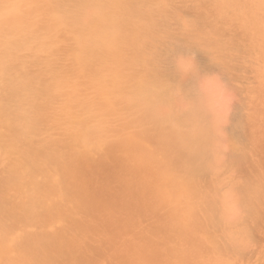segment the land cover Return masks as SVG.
Masks as SVG:
<instances>
[{"label": "rangeland", "instance_id": "374dc122", "mask_svg": "<svg viewBox=\"0 0 264 264\" xmlns=\"http://www.w3.org/2000/svg\"><path fill=\"white\" fill-rule=\"evenodd\" d=\"M87 2L94 4L90 9L95 13L115 15L122 30L117 60L100 76L114 77L120 70V82L133 79L137 89L101 90L94 78L98 67L109 63L105 57L86 68L76 65L87 55L83 50L73 54L75 34L60 14L69 18V11ZM112 2L0 0V19L2 10L17 13L14 25L0 29V234L11 233L0 238V251L10 247V258H0V264H264V0H131L125 13L146 16L143 21L130 15L138 29L131 31L123 22L125 13L116 15L120 11ZM56 7L54 16L48 9ZM85 15L95 16L87 10ZM85 29L91 39L93 29ZM126 30L129 37L149 40L131 44L121 36ZM8 42L13 44L5 49ZM129 43L141 48L135 58ZM164 46L168 50L162 55L158 50ZM171 46L182 50L179 66L190 56L194 67L187 61V68L190 64L196 74L188 85L195 86L193 93L207 111L177 91L169 93V72L177 68ZM143 56L148 60L136 62ZM160 74L166 79L158 89L180 100L168 114L171 122L181 110L197 111V117L205 112L219 141L221 157L212 174L203 172L193 196L181 193V179L171 182L176 174L167 171L162 159L185 152V145L166 148L155 140L154 145L142 121L149 99L132 107L138 103L133 90L145 94L148 82ZM192 90L187 92L191 99L196 97ZM13 123L17 137L8 129ZM22 167L25 173L19 171ZM47 179L46 192L55 179L73 197L61 200L65 191L37 197L53 209L40 214L53 226L45 228L53 232L50 236L41 224L34 227L29 216L16 212L17 204L31 202L19 185L33 180L42 185ZM211 180L216 185L212 194ZM253 186L260 191L251 199L245 187ZM214 205L224 222L210 215ZM55 218L60 220L52 225ZM236 231L244 232V238L233 236ZM9 239H14L12 246ZM24 239L40 250L34 255V248L19 244Z\"/></svg>", "mask_w": 264, "mask_h": 264}, {"label": "bare ground", "instance_id": "6f19581e", "mask_svg": "<svg viewBox=\"0 0 264 264\" xmlns=\"http://www.w3.org/2000/svg\"><path fill=\"white\" fill-rule=\"evenodd\" d=\"M41 1H51V0H41ZM130 2H131V0H113L111 7H114L116 9V11H120V12H116V15H123L125 13L126 7H129ZM121 5L123 6L122 8H121ZM93 7H94L93 3L87 2L82 6H77V8L74 9L73 11H69L70 13H73V14L69 15L70 16L69 18L64 13L60 14V16L66 17L65 18L66 22L72 27V30L74 31L73 33L75 34V42H76L77 47L73 51V54L76 56V54H79L83 50L82 53H85L87 55V56H85L84 60L82 58H81V60L76 59L77 63H78L76 65H80L81 67L86 68V64H88V63L90 64V62H97L99 59H102V57H105V59H107V60L109 59V63H105V65L99 66L97 69L98 75H96L97 77L94 78L96 83L99 85V88L101 90H104V89L110 90V92H113V90L116 89V87L121 88V89H122V87H131L132 89H134V88L137 89V87H136L137 83H135V81H133V79L123 78L122 81L120 82V79H119V75H120L119 71L120 70L119 71L115 70V72L113 71L115 73L114 77L113 76L104 77V75L100 76V71L102 69L113 65V63H115L117 60L118 51L123 44L122 40L120 38H118V36H120V31H122V30L119 29L114 23L115 19L117 18V17H115V15H111L110 17H107L102 11H96V13H95L90 9ZM38 9L43 10V8H41V7ZM86 10H87V14H95V16H90L88 18V16L85 15ZM10 11H11V9L7 10V11L2 10V14H1L2 19H0V29L2 30V32L4 31L3 25L5 23L14 25V23L16 21L17 13H15V11L14 12L11 11V13H10ZM48 11H51L54 14V16L58 15L57 7L52 8V9H48ZM7 12H9L10 14H7ZM76 14H78L79 17L77 16L75 20H72L71 16H75ZM134 14L140 15V17H142L143 21L146 20V16L144 15V13L140 12V14H139L138 11H134L133 14L132 13L131 14L125 13V17L122 16L123 22H125V26L130 31L135 27L134 25H132L130 23V20H131L130 15H134ZM106 21H108L110 27L107 26ZM60 23H61V21H60ZM86 26L91 27L93 29L91 31V33H93V34L89 36L91 39L86 38L87 35H85V34L88 32L85 29ZM98 27L100 30H98ZM136 30H138V29L136 28ZM12 31L13 32L11 33V35H14L15 34L14 30H12ZM9 32H10V30H9ZM127 33L128 32L126 30L124 35L122 34L121 36H123L125 38H126V36H128L127 39L130 40L131 44H142V42H145V40H149V39H138L135 36L129 37V35ZM66 34H68V33H66ZM8 44H13V43L12 42L5 43L4 48L5 47L7 48ZM83 44H85L84 47H83ZM131 44L129 46H130V50L132 52V56L134 57V55H139L140 54L139 52H141V48L140 47L135 48ZM153 44H155V43L153 42ZM149 49H151V48H149ZM154 49H156V46ZM171 49H172V51H174L175 48L173 46H171ZM177 49L178 48L175 49V53H174L175 55H173L175 57L176 63L179 62L176 59H178V57H181L178 55H180V52H182V50L180 51ZM166 50H168V46H166V47L164 46L162 50H158V51L160 52V54L163 55ZM178 51H180L179 54H178ZM87 53H90V54H87ZM181 54H183V53H181ZM186 54H188V53L186 52ZM183 56H185V55H183ZM189 57L187 58V61L190 60ZM143 59L146 60L147 58H145V56H143V58L139 57L136 62H138V61L142 62ZM172 59H174V58H172ZM184 59H185L183 61L184 65L179 66V63H177V68L175 65V68L172 69L173 72H171V73L169 72L170 82H171L170 87H173V88L171 90H168V91H169V93H172V91H177V92H179V94H181V96L183 98H185L187 96L186 101L188 103H191L194 106L197 105L200 107L199 109L204 110L208 106L205 107L204 106L205 103L202 102L201 100H199L200 97L197 96L198 94L193 93L192 88L195 86H193V87L191 86L192 87L191 88L190 85H188V83H189L188 80L190 78H193V76L196 74V72H194V71H196V70H194L195 68H193V69L191 68V65H192V67H194V66L190 61L189 62L191 63V65L188 63L189 65L187 68L186 58H184ZM11 61L17 62L16 60H11ZM131 61H135V59H132ZM102 63H104V62H102ZM5 64H6V62L5 63L2 62V65H5ZM47 65L48 64L46 63L44 66H47ZM13 67L16 68L18 66L14 65ZM114 68L117 69V67H114ZM183 69H185V70L188 69L187 71H185V72H187V74L185 72H183ZM189 69H191L192 71L191 70L189 71ZM200 71H202V70H200ZM165 73H166V71H165ZM188 73L191 76L190 75L188 76ZM2 75L3 74H0V78H2ZM165 79H166L165 74L157 75V77H155L152 84H151V82H148L150 90H148V92H146L145 94L143 92L137 93L136 90H133L134 94H132V95L135 98H138L139 104L134 103L135 105H132V107L134 108L136 105L137 106L138 105L139 106L144 105L145 100L149 99L150 107L147 106V112L143 115L142 121H143V123H145L146 127H148L146 129V132H147L149 140L154 145H155L154 140L166 148H168L169 146H173V145H176V146L180 145V144H177L178 142H181L182 144L185 145V148H184L185 152H182L180 155H178L176 157L165 156L162 159H163V165L165 166V168H167V171L170 172L172 175L176 174V176L171 179V182L173 184H175L176 180L181 179L183 182V185H184L183 186L184 189L182 191L180 190L181 193L182 194L188 193V194H190V196H193L199 189L198 184L201 181L202 175H205L203 172H205L206 175L213 173L212 167L214 165H216V163H217L216 161H218V157H221L219 150H218V147L220 145H219V141H218L217 137L214 134L213 129L211 128V126L209 127L207 125V124H209L208 121H209L210 116L208 117L207 115H204L203 113H205V112H201V114L197 117L195 115V113H198L197 111H187V110L185 111V110H181L182 109L181 108V109H179V110H181L180 111L181 113L179 112L180 115L174 116L173 117L174 122H171L170 118L168 117V114H169V112L172 111V108L174 105H175L174 107H176L177 106L176 104H180V100H179V98H177L175 96H169L170 94L168 92H162L161 90L158 89V87H160V81L163 82V81H165ZM135 80L137 81L138 79L135 77ZM193 80H194V78H193ZM193 80L191 82V85L194 84ZM190 81H191V79H190ZM115 82H116V84H115ZM132 84H133V87H132ZM144 84H145V81L141 82V85H144ZM188 86L190 88H188ZM156 87H157V90L155 89ZM187 88H188V90H192V92L191 91L190 92L193 95L196 94V97H195L196 99L193 96L191 99V95H189L187 93V92H189L187 90ZM194 106H193V109H195ZM143 109L146 110V106L143 107ZM207 110L208 109H206V111ZM166 118H167V120L169 119V122H171V123H169L167 120H166L167 122H165L164 119H166ZM167 123H169V124H167ZM64 125L65 124H63V126ZM8 129L11 130L10 132H11L12 136L17 137V134H15V132L17 131L16 130L17 128L14 125V123L11 124ZM209 136H210V138H209ZM34 157L39 158L37 154H35ZM182 157H184L186 159H182ZM240 157L238 158V160L241 159ZM54 159H55V157H54ZM180 160L183 162H180ZM28 168L31 171H33V169H34L33 162L32 163L29 162ZM21 170L24 173L26 172V169L23 167L19 168V171H21ZM213 175H215V174H213ZM33 176L36 177V174H34ZM183 178H185V179H183ZM48 182H49V179H47L45 183H42V185H41L40 181L37 182L35 180H33L30 185L27 184L25 186L23 183L20 184L18 187V191L20 193L25 194V195H26V193L29 194L26 196L28 199H30L31 202L28 201V204H17L16 205V212L17 213L22 214L23 216H29L31 218L30 223L32 225L34 224L33 225L34 227H36L37 224H41L42 228L44 230L46 227H48L50 225L47 222H44L43 219L40 218V214H46L47 211L51 212L53 209L48 210V207H47L45 201L40 200L37 197L40 194H42V196H44L45 198H48V196L44 193H49L53 197H56L57 194H59V192L65 191L66 193L64 192L65 194L62 195L61 200L73 198L70 194L71 192L67 191L69 188H67L63 184H60V182L58 180H55V179L51 180L52 186H51L50 190H48L46 192L45 186L48 185ZM222 186H224V185H222ZM214 187H216V185L213 186V183L211 180L210 181V187H209L210 188V194H212L213 189H215ZM253 187L254 188L252 190L249 187H245V192H248L247 196L251 199H253L252 196H254L257 192L260 191L258 189V187H256V186H253ZM28 189H30L32 191H30V193H28ZM0 192H2V183H0ZM176 193H178V191H176ZM181 193H179V195ZM215 193H216V195H218L217 191ZM7 203L13 204V202L9 201V200H7ZM217 208L218 207L215 205L210 206V208H209L210 215L215 216L218 219H220L221 217H220V214L218 213ZM34 214H36V216H34ZM225 218L226 217L221 218L220 220L222 222H224L226 220ZM58 220H60V219L55 218V220L52 221V225H54L55 222ZM210 221L212 222L211 218H210ZM58 224H59V222H58ZM51 227H53V226H50V228ZM45 234L47 236H50L53 234V232L52 231H50V232L46 231ZM232 235L238 239H239V237H240V239L244 238V236H243L244 232L239 234L236 231L235 234L232 233ZM9 236H11V233L9 231L2 233V235L0 234V238L9 237ZM13 242H14V239L6 240V243L9 246H12ZM19 244L23 245L27 249L34 248V249H31L32 251H34L36 249L40 250L39 245L37 243H35L33 241H27L26 239L22 240ZM238 245H239V243H238ZM16 246H17V243H16ZM36 252H37V250H36ZM36 252L34 251V255L36 254ZM9 255H10V247L5 249L4 251H2V250L0 251V258H2L3 261H5L7 258H10ZM44 256H45V254H44ZM49 258H51V257H49Z\"/></svg>", "mask_w": 264, "mask_h": 264}]
</instances>
